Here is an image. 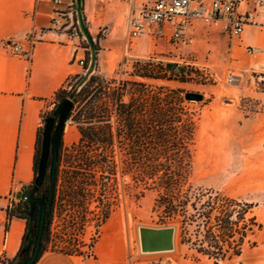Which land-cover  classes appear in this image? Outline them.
I'll use <instances>...</instances> for the list:
<instances>
[{"label":"rangeland","instance_id":"1","mask_svg":"<svg viewBox=\"0 0 264 264\" xmlns=\"http://www.w3.org/2000/svg\"><path fill=\"white\" fill-rule=\"evenodd\" d=\"M103 36L101 33L93 39L95 45ZM249 52L256 53L253 49H249ZM139 60L164 64L168 77L173 79L149 83L202 95L201 101L188 103L198 119L193 184L253 203V216L263 227L249 236L242 256L236 261L264 264V69L244 68L231 57L230 60L211 65L194 64L182 57L174 60L173 54L163 49L162 52H151L144 58L125 59L112 79H132L134 64ZM168 65H173V68L168 69ZM179 66L187 69L189 75L175 77ZM230 75H235L237 80L228 82ZM75 82L73 80L66 88L71 90ZM51 112L43 115L39 161L42 133L46 119L52 116ZM67 126L77 127L71 120ZM78 142L71 143L63 138L46 250L80 253L85 247L84 242L94 240L97 243L109 221L115 218L116 225L132 250L133 264H213L208 257L182 244L178 234L174 240L173 234L166 232L168 230H154L174 225L160 223L158 214L153 210L155 192H147L140 200L133 197L131 177L127 173L123 176L120 169L115 182L106 179L103 183L96 181L100 174L95 169L82 170L83 177H89L92 181L87 186L83 180V184L77 183L73 188L68 182L69 173L78 168H87L85 157L81 153H73L72 148ZM70 155L73 157L70 158ZM49 172L50 162L47 176ZM84 190L88 195L86 198L82 196Z\"/></svg>","mask_w":264,"mask_h":264},{"label":"trees","instance_id":"2","mask_svg":"<svg viewBox=\"0 0 264 264\" xmlns=\"http://www.w3.org/2000/svg\"><path fill=\"white\" fill-rule=\"evenodd\" d=\"M85 47L90 65L91 53L87 41ZM96 48L98 52V42ZM186 75H189L187 69L182 74H174L181 78ZM131 77L128 80L107 79L93 73L75 95L69 120L77 125L81 138L72 149L73 153H81L85 157L84 164L89 169L71 171L69 184L74 188L75 184H83L85 180V184L90 185L91 178L83 177L81 171L92 169L100 174L97 182L103 183L106 179L115 182L120 169L123 176L126 173L130 175L132 195L136 200L143 198L147 192L156 193L154 212L162 225L176 226L182 244L208 257L213 264H244L236 260L242 256L249 236L263 225L253 216V203L193 184L198 119L188 105L187 93L179 88L149 83L173 80L168 77L164 64L153 60L136 61ZM83 78L84 75L71 78L67 84L73 80L76 82L71 90L65 87L56 93V105L70 96ZM39 142L40 134L35 156V179ZM35 179L23 189L20 202L7 211L9 221L13 217L27 220V231L28 198ZM49 194L47 176L37 189L36 197L47 200ZM82 196L88 197L85 190ZM24 197L27 199L24 200ZM48 229L49 222L45 226L40 257L46 251ZM36 230L35 224V234ZM27 231L17 256L12 260L0 259V264L28 261L34 241L26 248Z\"/></svg>","mask_w":264,"mask_h":264},{"label":"crops","instance_id":"3","mask_svg":"<svg viewBox=\"0 0 264 264\" xmlns=\"http://www.w3.org/2000/svg\"><path fill=\"white\" fill-rule=\"evenodd\" d=\"M141 3L84 0V18L92 38L104 34L99 40L94 73L112 79L125 59L144 58L163 49H168L174 60L182 57L194 64L211 65L231 57L244 68L264 69V11L256 15L258 25L247 26L240 38L225 34L222 23L205 26L196 21L189 29L192 44L184 47L167 40L155 42L149 36L130 38V20ZM75 6L76 0H61L60 4L55 0H0V42H17L24 51L30 44L33 47L30 60L0 47L1 260L17 256L27 231V220L13 217L9 221L7 211L18 203V197L11 196L12 189L17 186L23 192L35 179L43 115L54 110L56 93L71 78L85 75V67L80 64L82 60L88 62L85 40L51 25L55 10L75 11ZM63 138L73 143L81 135L76 126H67ZM108 226L95 244L93 257L46 250L36 264H133L132 250L116 221Z\"/></svg>","mask_w":264,"mask_h":264},{"label":"built area","instance_id":"4","mask_svg":"<svg viewBox=\"0 0 264 264\" xmlns=\"http://www.w3.org/2000/svg\"><path fill=\"white\" fill-rule=\"evenodd\" d=\"M55 2L60 4L61 0ZM259 11H264V0H142L130 20V38L137 40L149 36L155 42L167 40L176 46L186 47L192 44L189 29L196 21L206 25L222 23L225 34L231 38H240L247 26L258 25L256 15ZM76 16L74 10L57 9L54 11L51 25L71 31V36L75 38L84 39ZM27 40L30 41V37ZM0 47L11 55L27 60L31 59L33 53L31 44L25 51L13 41L0 42ZM80 64L85 67L86 72L88 63L82 60ZM236 80L235 75L228 78L230 83ZM11 196L18 197L20 202L22 191L15 186ZM95 244L94 240L85 241V247L77 255L93 257Z\"/></svg>","mask_w":264,"mask_h":264},{"label":"water","instance_id":"5","mask_svg":"<svg viewBox=\"0 0 264 264\" xmlns=\"http://www.w3.org/2000/svg\"><path fill=\"white\" fill-rule=\"evenodd\" d=\"M84 0H76L75 11L77 15L78 25L80 30L90 46L91 60L90 65L84 75L83 80L79 84L78 88L72 92L70 96L59 103L54 109L52 116L46 119V126L42 133V148L39 161V168L35 179V186L31 190L28 198L29 210L26 213L28 218V231L27 240L28 244L26 248H29L33 243L32 253L28 261L21 264H36L40 254L42 252V238L45 231L46 223L50 219L51 205L54 200L55 187H56V174L59 163V151L61 142L63 139L66 124L69 122V114L74 107V97L78 90L86 83L90 76L95 72L97 66L98 52L95 42L88 30L84 13H83ZM168 69H172L173 65H168ZM179 74L184 72V67L179 66L177 68ZM186 99L189 101H201L203 99L201 94L187 93ZM50 162L49 172V184H50V198L48 200L36 197V192L41 187L46 179L48 167ZM47 203L50 207L47 208ZM37 225L36 234L34 231V225ZM153 230V229H152ZM154 230H168L173 234L174 240L177 237L176 226H164ZM15 264V263H14Z\"/></svg>","mask_w":264,"mask_h":264},{"label":"flooded vegetation","instance_id":"6","mask_svg":"<svg viewBox=\"0 0 264 264\" xmlns=\"http://www.w3.org/2000/svg\"><path fill=\"white\" fill-rule=\"evenodd\" d=\"M50 198V194H49V197H47V200ZM54 206H55V194H54V200H53V203L51 205V212H50V216L52 215L53 211H54ZM50 207V204L47 203V208Z\"/></svg>","mask_w":264,"mask_h":264},{"label":"bare ground","instance_id":"7","mask_svg":"<svg viewBox=\"0 0 264 264\" xmlns=\"http://www.w3.org/2000/svg\"><path fill=\"white\" fill-rule=\"evenodd\" d=\"M114 223H115V218H112L111 220H110V222H109V226L111 227L112 225H114ZM108 226V227H109Z\"/></svg>","mask_w":264,"mask_h":264}]
</instances>
